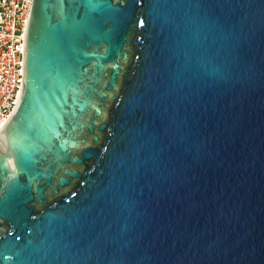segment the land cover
<instances>
[{
  "label": "water",
  "instance_id": "95a60500",
  "mask_svg": "<svg viewBox=\"0 0 264 264\" xmlns=\"http://www.w3.org/2000/svg\"><path fill=\"white\" fill-rule=\"evenodd\" d=\"M0 264H264V0H31Z\"/></svg>",
  "mask_w": 264,
  "mask_h": 264
},
{
  "label": "built area",
  "instance_id": "2783aa9c",
  "mask_svg": "<svg viewBox=\"0 0 264 264\" xmlns=\"http://www.w3.org/2000/svg\"><path fill=\"white\" fill-rule=\"evenodd\" d=\"M31 0H0V128L20 99Z\"/></svg>",
  "mask_w": 264,
  "mask_h": 264
},
{
  "label": "bare ground",
  "instance_id": "6f19581e",
  "mask_svg": "<svg viewBox=\"0 0 264 264\" xmlns=\"http://www.w3.org/2000/svg\"><path fill=\"white\" fill-rule=\"evenodd\" d=\"M2 129V127L0 128V130Z\"/></svg>",
  "mask_w": 264,
  "mask_h": 264
}]
</instances>
